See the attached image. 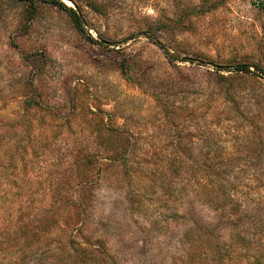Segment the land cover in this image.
<instances>
[{
    "label": "rangeland",
    "instance_id": "obj_1",
    "mask_svg": "<svg viewBox=\"0 0 264 264\" xmlns=\"http://www.w3.org/2000/svg\"><path fill=\"white\" fill-rule=\"evenodd\" d=\"M57 1L0 0V264H264L263 0Z\"/></svg>",
    "mask_w": 264,
    "mask_h": 264
},
{
    "label": "trees",
    "instance_id": "obj_2",
    "mask_svg": "<svg viewBox=\"0 0 264 264\" xmlns=\"http://www.w3.org/2000/svg\"><path fill=\"white\" fill-rule=\"evenodd\" d=\"M18 1H28V0H18ZM68 1L72 2V0H68ZM46 2L57 5L62 11H64L65 13H68L70 15L71 21L74 24V26L76 27V29H78V30L81 29L79 20L74 16V13L70 8H66L65 6H63V4H61V2H59L57 0H46ZM263 7H264V0H263ZM153 40H155V39H153ZM223 200H224V203H223V205L220 206V208L222 209V211L224 213H227V208L231 204L229 196L225 195Z\"/></svg>",
    "mask_w": 264,
    "mask_h": 264
}]
</instances>
